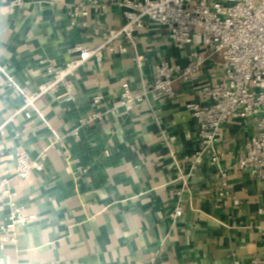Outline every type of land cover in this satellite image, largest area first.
I'll return each instance as SVG.
<instances>
[{"label":"crops","instance_id":"crops-1","mask_svg":"<svg viewBox=\"0 0 264 264\" xmlns=\"http://www.w3.org/2000/svg\"><path fill=\"white\" fill-rule=\"evenodd\" d=\"M15 1L0 0V177L11 195L0 196V233L10 200L36 219L16 228L14 243L0 241V264H234L260 253L264 180L229 171L228 194L218 196L219 170L236 162L252 123L224 129L214 164L186 110L202 84L219 80L218 58L197 81L177 80L175 98L150 97L124 115L115 105L124 81L140 89L160 60L181 70L190 47H201L198 38L175 45L166 27L150 23L124 43L125 53L103 49L100 62L92 58L77 70L74 100H64L61 88L16 114L23 98L11 81L32 94L49 62L63 66L78 47L101 46L125 19L108 0ZM98 94L99 110L92 102ZM20 152L43 155L26 178L15 175Z\"/></svg>","mask_w":264,"mask_h":264},{"label":"built area","instance_id":"built-area-1","mask_svg":"<svg viewBox=\"0 0 264 264\" xmlns=\"http://www.w3.org/2000/svg\"><path fill=\"white\" fill-rule=\"evenodd\" d=\"M116 3L125 19L117 31H109L103 44L96 48L78 47L77 56L63 66L49 62L43 74V82L32 94L25 93L13 81L16 92L23 98V105L16 114L33 107L34 103L51 92L64 88L61 97L74 100L71 78L87 61L101 60L103 49L110 52H126L125 42L132 43L134 33L144 30L150 23L166 27L168 37L175 45L193 46L195 38L201 47H190L186 64L177 70L173 64L162 59L155 65L150 80H143L140 89H133L128 81L121 84L116 107L124 115L132 113L144 100L167 101L176 97L174 83L197 81L206 63L215 57L221 71L219 80L200 86L199 99L188 103L186 110L198 123V138L201 145L209 149L208 159L217 163L219 156L215 144L223 137L224 129L233 122L250 121L253 135L244 143V148L229 169L219 170L218 196L228 194V173H248L251 178L264 180V0H108ZM20 0L15 1L18 4ZM94 4L95 0H90ZM82 15L88 11L83 7ZM120 42L117 44V42ZM143 57L136 55L133 61L142 67ZM93 106L103 107V97H93ZM102 112L95 116L100 118ZM15 116V115H14ZM2 127H0V131ZM202 152L196 153L191 162L196 168ZM26 152L16 155L15 175L29 177L39 167V159ZM9 181L0 177V196L10 197ZM7 224L0 233L1 242H15L16 228L36 219L26 215L24 209L9 203ZM178 207L176 215L180 216ZM234 264H264L263 250L247 261Z\"/></svg>","mask_w":264,"mask_h":264}]
</instances>
